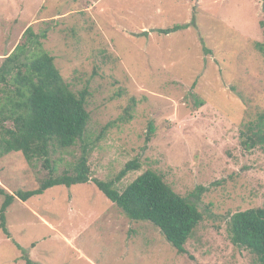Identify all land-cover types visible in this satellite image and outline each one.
Listing matches in <instances>:
<instances>
[{"label": "rangeland", "instance_id": "obj_1", "mask_svg": "<svg viewBox=\"0 0 264 264\" xmlns=\"http://www.w3.org/2000/svg\"><path fill=\"white\" fill-rule=\"evenodd\" d=\"M194 1L0 0V66L32 26L47 31L44 49L70 90L88 89L92 177L110 181L136 159L141 169L120 192L152 170L203 215L180 255L93 183L56 186L8 208L0 264H26L24 255L38 264H259L231 243L228 226L234 213L264 207V146L246 144L264 113V0H200L193 15ZM191 18L192 29L158 32ZM81 145L52 154L58 174L72 171ZM42 164L8 154L0 187L39 188Z\"/></svg>", "mask_w": 264, "mask_h": 264}, {"label": "trees", "instance_id": "obj_2", "mask_svg": "<svg viewBox=\"0 0 264 264\" xmlns=\"http://www.w3.org/2000/svg\"><path fill=\"white\" fill-rule=\"evenodd\" d=\"M194 22L193 18L191 25ZM261 25L264 29V21ZM187 27L189 25H178L158 32L168 35ZM23 39L0 66V159L12 152L22 153L29 163L42 160L48 175L35 190L12 195L0 187V194L5 197L0 208V229L10 237L6 211L17 199L26 202L56 186L93 183L129 219L152 223L178 254L187 255L186 243L203 220L197 206L176 193L152 170L143 172L120 192L116 184L129 173L141 169L136 159L126 163L110 181L93 178L89 155L95 144L87 142L85 137L90 120L86 109L88 89L75 94L65 83L54 57L44 49L47 31L37 34L29 26ZM259 49L264 52V42L259 44ZM132 102L135 104L134 100ZM129 110L127 114L131 118ZM247 129L250 133L246 142L248 148L264 146V113ZM154 133L155 128L150 124L146 142L151 141ZM77 143L82 144L81 155L71 166L72 171L58 174L52 154L73 148ZM198 189L199 192L206 190L202 186ZM228 232L234 246L249 250L256 255L259 264H264V207L234 213ZM23 260L26 264H38L26 255Z\"/></svg>", "mask_w": 264, "mask_h": 264}, {"label": "crops", "instance_id": "obj_3", "mask_svg": "<svg viewBox=\"0 0 264 264\" xmlns=\"http://www.w3.org/2000/svg\"><path fill=\"white\" fill-rule=\"evenodd\" d=\"M191 1H194V0H191ZM177 2H179V0H177ZM195 2V1H194ZM143 3V2H142ZM191 3V2H190ZM196 6L195 5H193L192 7H191V11H192V14L194 15L195 14V12L197 11V7L198 6H200V0H196ZM190 5V4H189ZM157 9H159V8H157ZM196 16V15H195ZM192 21H193V18H191V20L189 21V22H186V23H184V24H176V25H174V26H178V25H189V27H187L186 29H183V30H188V29H192L193 27H192ZM173 26V27H174ZM172 27V28H173ZM167 29H170V28H167ZM162 30H166V29H162ZM178 32V31H177ZM169 35V34H168ZM8 237V236H7ZM11 237V236H10ZM10 237H8V238H10Z\"/></svg>", "mask_w": 264, "mask_h": 264}]
</instances>
